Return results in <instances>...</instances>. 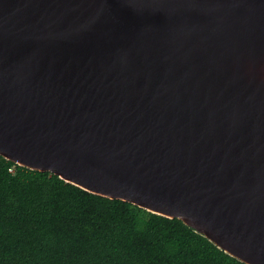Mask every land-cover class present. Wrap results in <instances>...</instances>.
Returning a JSON list of instances; mask_svg holds the SVG:
<instances>
[{
  "label": "water",
  "instance_id": "obj_1",
  "mask_svg": "<svg viewBox=\"0 0 264 264\" xmlns=\"http://www.w3.org/2000/svg\"><path fill=\"white\" fill-rule=\"evenodd\" d=\"M0 157L264 264V0H0Z\"/></svg>",
  "mask_w": 264,
  "mask_h": 264
},
{
  "label": "trees",
  "instance_id": "obj_2",
  "mask_svg": "<svg viewBox=\"0 0 264 264\" xmlns=\"http://www.w3.org/2000/svg\"><path fill=\"white\" fill-rule=\"evenodd\" d=\"M0 264L244 263L178 219L0 157Z\"/></svg>",
  "mask_w": 264,
  "mask_h": 264
},
{
  "label": "built area",
  "instance_id": "obj_3",
  "mask_svg": "<svg viewBox=\"0 0 264 264\" xmlns=\"http://www.w3.org/2000/svg\"><path fill=\"white\" fill-rule=\"evenodd\" d=\"M11 171V170H10Z\"/></svg>",
  "mask_w": 264,
  "mask_h": 264
}]
</instances>
